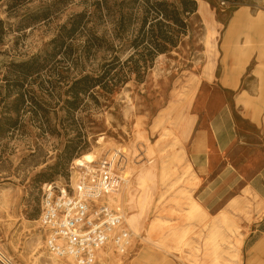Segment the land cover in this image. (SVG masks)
<instances>
[{
	"label": "rangeland",
	"instance_id": "obj_1",
	"mask_svg": "<svg viewBox=\"0 0 264 264\" xmlns=\"http://www.w3.org/2000/svg\"><path fill=\"white\" fill-rule=\"evenodd\" d=\"M99 1L18 0L8 12L10 0H0V248L15 264H74L46 249L43 189L56 183L71 192L76 159L121 146L129 157L125 218L138 212L130 202L143 192L137 172L157 165L144 224L168 254L149 259L148 235L131 230L124 254L103 248L107 264H205L214 246L219 264H244L264 219V0H191L196 11L177 46L112 90L100 81L104 65L131 50L110 38ZM107 3L116 15L119 0ZM88 37H105L109 48L87 51ZM218 113L233 141L223 165L211 155V174L202 176L190 162L191 135Z\"/></svg>",
	"mask_w": 264,
	"mask_h": 264
},
{
	"label": "built area",
	"instance_id": "obj_2",
	"mask_svg": "<svg viewBox=\"0 0 264 264\" xmlns=\"http://www.w3.org/2000/svg\"><path fill=\"white\" fill-rule=\"evenodd\" d=\"M128 163L121 146L110 147L78 167L71 192L56 183L45 185L39 221L47 251L74 264H93L96 252L108 243L117 253L126 252L131 232L119 199L129 183ZM0 264H15L1 248Z\"/></svg>",
	"mask_w": 264,
	"mask_h": 264
},
{
	"label": "trees",
	"instance_id": "obj_3",
	"mask_svg": "<svg viewBox=\"0 0 264 264\" xmlns=\"http://www.w3.org/2000/svg\"><path fill=\"white\" fill-rule=\"evenodd\" d=\"M10 2L7 11L13 12L18 0ZM180 4L181 7L166 0H119L115 5L116 15L110 16L111 9L107 0L99 1V7H104L107 12L102 19H108L112 24L110 38L120 41L119 49L127 47L131 50L125 61L113 57V60L104 65L100 81L104 82L108 90H112L120 81H125L129 74L137 77L141 67H146L157 56L177 46L181 35L187 33L186 17L196 11L194 1L180 0ZM82 19L83 17L72 23L69 35L72 36L77 31ZM107 40L105 37L101 40L88 37L85 49H108ZM116 69L118 70L114 72Z\"/></svg>",
	"mask_w": 264,
	"mask_h": 264
},
{
	"label": "bare ground",
	"instance_id": "obj_4",
	"mask_svg": "<svg viewBox=\"0 0 264 264\" xmlns=\"http://www.w3.org/2000/svg\"><path fill=\"white\" fill-rule=\"evenodd\" d=\"M189 121V123L184 124L183 131L189 133V131L192 129V122ZM188 135V134H186ZM103 140V138H100L99 141ZM148 156H151L153 154L152 149H147ZM95 159L94 153L88 152L82 155V157L76 159L74 161L75 167H81L84 164H89L93 162ZM132 162V161H131ZM128 168V165L125 167ZM129 174V173H128ZM77 184V177L74 182V188ZM134 184L141 185L143 188L142 195L140 197V200H137L134 202V200H131L133 207L138 208V212L133 215H129L127 218H125V222L127 223L128 227L131 230H137L138 232L145 231L148 235L145 240L149 241L151 244L152 249H150L149 253V259H154L156 256V252L160 254L162 258H165L166 254H168V251L164 249L162 245H160L158 242L153 240L150 236L152 224L149 225V227L145 226V221L149 219V213H150V207L151 203L154 199V196L157 192V186H158V170L157 165L153 164L151 166L143 165V167L137 172L135 178H134ZM131 195V194H130ZM133 196V195H132ZM113 201L112 199H110ZM139 201V202H138ZM118 202V199L117 201ZM120 203V201H119ZM40 243L37 244V247H39ZM110 244H106L105 246H109ZM111 246V245H110ZM37 259L41 262H45L46 260H43V254L38 251ZM110 255V254H109ZM220 252L218 249V246H214L212 248V251L208 253V256L206 257V263L205 264H219L220 260ZM96 258L98 259V264H107L108 263V255L105 253V251L102 249L98 250L96 253ZM47 262V261H46ZM49 264H55L54 260H52Z\"/></svg>",
	"mask_w": 264,
	"mask_h": 264
},
{
	"label": "crops",
	"instance_id": "obj_5",
	"mask_svg": "<svg viewBox=\"0 0 264 264\" xmlns=\"http://www.w3.org/2000/svg\"><path fill=\"white\" fill-rule=\"evenodd\" d=\"M221 79L227 80V75L222 74ZM225 89L232 88L226 86ZM223 116L224 114L218 113L208 121V127L205 130L195 129L192 132L191 144L188 149L190 162L193 170L195 169L202 176H209L211 174V155H222L218 165H223V160L228 158L227 155L229 153L226 149H228L233 141V138L229 134L233 128H227L223 124ZM210 141L213 142L216 149H211ZM258 229L260 234L253 240L244 264H264V219L259 224Z\"/></svg>",
	"mask_w": 264,
	"mask_h": 264
}]
</instances>
